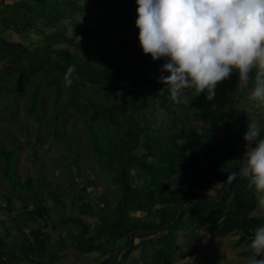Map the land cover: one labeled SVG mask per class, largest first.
<instances>
[{
  "label": "trees",
  "instance_id": "obj_1",
  "mask_svg": "<svg viewBox=\"0 0 264 264\" xmlns=\"http://www.w3.org/2000/svg\"><path fill=\"white\" fill-rule=\"evenodd\" d=\"M5 1L0 0V62L10 66L0 70V102L4 99L0 109L9 112L16 122L14 97L26 95L31 116L40 114L45 118L49 114L46 134L39 143L51 138L62 142L69 152L68 159H64L69 179L86 180L87 185L69 201L78 216L65 217L76 231H68L55 247L50 245L51 236L45 228L33 225L29 234L32 239L23 235L18 245L5 248L6 236L1 229L0 264H69L64 259L71 258L72 253L80 259L82 254L95 251L102 255L100 264H124L138 246L147 247L153 241L155 257L150 261L171 264L177 257L186 258L192 253L198 229L213 237L240 234L242 240H247L264 222V217L254 215L257 197L240 171L246 111L223 110L214 100L208 104L205 93L196 96L193 89L185 91L180 103L174 102L158 79L164 61H153L139 45L135 0H85L82 6L68 0ZM88 5L93 9L87 17L101 10L99 16L103 18L97 22L101 26L98 29L70 14H83ZM68 17L74 19L73 36L61 27ZM51 29L55 31L47 34ZM131 29L132 38L124 39L126 30ZM117 35L120 37L115 38ZM78 49L89 56H81ZM129 49L134 51L131 58L124 52ZM69 65H75L76 71L71 86L65 87L64 73ZM233 82L224 79L215 91L221 93L227 83ZM85 87L99 88L116 101L110 105L86 101ZM251 87V80L245 87L239 85V95L244 97V88L250 91ZM64 96L68 99L61 102ZM70 108L80 114L90 147L84 146L86 140H80L81 132L74 133L72 139L68 129L72 118L65 115ZM151 113L158 114V118ZM156 121L160 123L158 128L154 126ZM14 144L11 151L0 148V158L5 161L0 175L14 192L1 193L6 204L0 207L10 216L15 215L13 195L32 192L17 215L29 228L38 219L47 226L48 198L59 201L58 197L54 191H36L34 187L40 182L30 177L25 183L19 180L15 168L19 144ZM90 149L94 161L100 163L102 177L108 175L110 179L108 192L113 193L112 200L116 199L111 211L107 206L111 201H105L103 194L89 198L92 193H103L94 184L89 173L92 170L83 169L86 159L79 164L81 155ZM91 227L103 238L98 246L90 243ZM179 236L185 240L180 242ZM137 238L143 239L139 245L134 244Z\"/></svg>",
  "mask_w": 264,
  "mask_h": 264
},
{
  "label": "clouds",
  "instance_id": "obj_2",
  "mask_svg": "<svg viewBox=\"0 0 264 264\" xmlns=\"http://www.w3.org/2000/svg\"><path fill=\"white\" fill-rule=\"evenodd\" d=\"M135 2L139 45L153 61H164L158 79L174 102L180 103L188 89L211 101L218 82L238 70L240 84L252 81L248 96L264 113V0ZM75 71V65L67 67L65 87L73 83ZM249 118L240 171L264 210V122ZM249 247L250 264H264V222L253 230Z\"/></svg>",
  "mask_w": 264,
  "mask_h": 264
},
{
  "label": "rangeland",
  "instance_id": "obj_3",
  "mask_svg": "<svg viewBox=\"0 0 264 264\" xmlns=\"http://www.w3.org/2000/svg\"><path fill=\"white\" fill-rule=\"evenodd\" d=\"M15 1H23V0H6L5 2L14 3ZM57 1H64V0H57ZM68 1L73 2L77 6H82L85 3V0H68ZM92 9L93 6L88 5L86 12H84L83 14H77L73 12H71L70 14L73 15V18L75 20L77 21L83 20L87 25H90L98 29L101 26L98 25L97 22L102 21L103 17L99 16L102 13L101 10H96L95 14L92 17H87L86 13L91 11ZM74 19L68 17L61 24V27L65 29L66 34L68 36H73L76 32L73 25ZM104 24L106 25V27H108L107 21L106 22L104 21ZM54 31L55 29L48 30L47 34H50ZM132 36H133V30L131 29V30H126L123 37L124 39H126V38H132ZM119 37L120 36L117 35L115 38H119ZM27 41L30 42V38ZM33 42L37 43L35 39L33 40ZM83 50L84 49H78L77 51L79 54H81V56L87 58L88 54L86 55L85 54L86 52L81 53V51ZM124 52L128 58H131L132 53L134 51L131 53L129 49ZM9 66H10L9 63H6L4 61L0 62V70L6 71ZM231 79L234 80L232 85H229L227 83L224 86V91H222L221 93L216 91V95L213 98L216 104L218 106H221L222 109L226 111L239 112L242 109H244L246 111V118L248 122L250 119L249 117L257 118L260 119L262 122H264V113H261L258 109H256L254 102L248 96L249 89L244 88L246 92V95L244 97H241L239 95V85L240 88L245 87L246 85L239 83L238 70H234L233 73L225 80H231ZM97 93L100 94H98L99 96L95 98V95ZM104 95H105L104 91L99 88L85 87L84 89V96H85L84 100L86 101L88 99L93 101L96 100L95 102L98 101L103 102L106 105H110L116 101L114 96H110V95L104 96ZM1 98H3V96H1ZM67 99L68 97L64 96L61 99V102H63L64 100L66 101ZM3 101L4 99L1 100L0 106L3 104L2 103ZM209 103L210 101H208V104ZM14 104L17 109V113L14 115L16 122H13L12 116L9 115V112L0 109V148L4 149L5 151H11L12 149L15 148L14 142L16 141L19 144V150L17 152V162L15 164V168L19 180L25 183L26 179L30 177L34 181L40 182L34 187V189L36 191H42V190H46L47 192L49 190L54 191L56 197H58V200L61 201L62 204L59 201L52 198L51 196H49L47 201V207L49 208V213L47 215L48 225L46 226L44 221L38 219L37 223L32 224V227L30 226L29 228L24 224H22L21 220L23 217L17 214L23 210L24 201L30 199V196H32L31 195L32 192H21L13 195L12 200L15 201L17 210L13 211V214L16 213L15 215L10 216L9 211L6 210L4 211L1 208L6 204L4 197L1 196V193H6L7 195H11V193L14 192L12 187L9 185L8 180H5L0 175V206H1L0 231L2 229L6 236L4 240L5 248H7L6 245L8 246L18 245L21 242L23 235L30 237L29 234L33 230L34 226H38V227L40 226L42 228H45L43 230L48 232L51 236L50 245L53 246L54 244L55 247H58V243H56L58 242V240L64 237L65 234L68 233V231L72 232V231H76L77 229L76 227H74V225L71 222L66 223L65 217L69 215H72L74 217L78 216L77 212L72 209V203L69 201L73 200L75 197H78V195L81 192V188L86 187L87 182H85L86 180L80 181L74 178L73 180L69 179L70 177L69 169L67 167V163H65L64 161V159H68L69 152L65 149L64 144L62 142L60 141L56 142L54 138H51L44 143H39V141L42 140L44 134H46V130H45L47 123L46 119L49 117V114L45 118H43L42 115L40 114H35L31 116L28 113V108L30 104L26 100V95L22 97L15 96ZM65 115H67L69 118H72L71 123L68 124V129H70L71 133H73L72 139L75 138L74 133L81 132L80 140L82 141V143L86 140L84 146L90 147L89 143L87 142L89 133L88 131H86V128L84 126L80 114L77 113L75 114L74 111L72 112V109L70 108L66 110ZM150 116L158 118L157 117L158 114H152ZM60 123L61 122H58L57 127H60L59 125ZM104 123L107 124L105 121ZM107 125L110 127L109 124ZM154 126L158 128L160 127V123L157 122ZM11 138H13V141L9 140ZM85 159L86 162L88 163L82 165L81 161ZM79 164L80 166L82 165L84 170L85 169L87 170V168H90L92 170L89 171V173L91 174V177L94 178L95 180L94 184L100 186V188H97L99 192L103 191V193H99V194L92 193L89 196V198L91 199L94 197H98V195L103 194L105 201L106 199L108 200V202L111 201V203H108L107 205L108 210L110 211L113 210L114 202L116 201V199L112 200L113 193L108 192L109 189L107 187L110 186V179L108 175H106V177H102L101 172L99 171L100 163L99 162L96 163L94 161V158L92 157L91 149L90 152H85L81 155ZM68 166L70 165L68 164ZM4 167H5V161H3L0 158V170L3 169ZM74 168L77 169L76 166H74ZM107 174H109V172H107ZM69 181H71L72 184H69ZM104 185L106 186V188L104 187ZM88 190L92 191L93 188L89 187ZM64 203L68 204L65 208L63 207ZM256 213L257 215H263L264 210L257 209ZM13 217L16 219H14ZM87 219L88 218H86L85 220ZM90 222L95 223V220H90ZM8 233H10V237L7 236ZM183 233H189V232L184 231ZM2 236L4 237L3 233ZM89 236L91 238L90 243L92 245L98 246L99 243H101L103 240L102 236H99L98 231L94 230L93 227L90 228ZM30 238L32 239L33 237ZM69 238H70L69 235H67L66 240H69ZM250 238L251 236L248 238V240ZM142 241H140V243ZM140 243H136V239L134 240L135 245H139ZM154 243H155L154 241L153 243L150 242V244H148V247L152 246ZM117 253L118 251L115 252L112 263L114 262ZM89 258L92 260L94 259L98 260L100 261V263L103 260L102 255L97 251L92 252V254L89 255ZM66 259L67 257H65L64 260Z\"/></svg>",
  "mask_w": 264,
  "mask_h": 264
},
{
  "label": "crops",
  "instance_id": "obj_4",
  "mask_svg": "<svg viewBox=\"0 0 264 264\" xmlns=\"http://www.w3.org/2000/svg\"><path fill=\"white\" fill-rule=\"evenodd\" d=\"M219 186L220 184H215ZM210 194H215V192L210 191ZM258 206L254 211V215L259 217H264L263 215H257L256 211ZM93 219H87L90 222ZM198 236L195 238L193 243L194 250L188 257L194 258V264H250V260L253 258V251L249 247L250 239L242 240L240 234H230L224 235L222 237H213L204 229H198ZM151 236L150 238H157ZM179 241L183 242V236H179ZM141 239L137 238L136 243H140ZM160 249L161 246H158ZM90 254L83 255L80 259L77 258L73 253L71 258L67 257L65 260L69 264H100L98 260H92L89 258ZM86 256V257H84ZM131 256V257H130ZM128 257L124 264H158L152 262L155 256L153 254L152 246L143 247V245L138 246V248ZM159 264H165L161 262ZM171 264H191V261L186 258L177 257Z\"/></svg>",
  "mask_w": 264,
  "mask_h": 264
}]
</instances>
